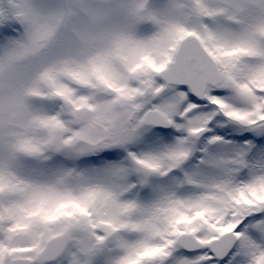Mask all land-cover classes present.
<instances>
[{"label":"snow or ice","instance_id":"snow-or-ice-1","mask_svg":"<svg viewBox=\"0 0 264 264\" xmlns=\"http://www.w3.org/2000/svg\"><path fill=\"white\" fill-rule=\"evenodd\" d=\"M0 264H264V0H0Z\"/></svg>","mask_w":264,"mask_h":264}]
</instances>
